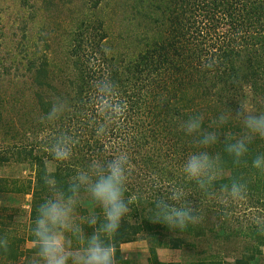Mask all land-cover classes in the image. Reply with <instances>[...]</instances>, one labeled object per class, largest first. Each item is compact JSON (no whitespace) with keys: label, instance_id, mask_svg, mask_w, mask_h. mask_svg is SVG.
Listing matches in <instances>:
<instances>
[{"label":"trees","instance_id":"16d2710c","mask_svg":"<svg viewBox=\"0 0 264 264\" xmlns=\"http://www.w3.org/2000/svg\"><path fill=\"white\" fill-rule=\"evenodd\" d=\"M106 8L118 13L117 32ZM61 51L71 63L65 68L50 57ZM101 82L111 83L112 91L101 92ZM54 101L63 111L49 121ZM241 106L264 113V0H0V166L26 162L34 172L0 176V193L32 197L26 235L7 232L0 214V235L10 240L0 262L39 264L31 227L49 195L41 181L45 172L66 186L93 160L105 163L126 153L125 195L137 199L111 241L117 264H132L121 244L140 238L148 242V257L137 264H264V232L254 223L264 216V170L252 167L264 153V139H253L239 162L224 151L226 135L244 133ZM221 114L228 122L207 149L183 131L194 115L212 130ZM101 126L108 142L97 135ZM63 134L72 137V155L58 161L50 146ZM199 150L218 156L221 166L206 192L182 173L186 157ZM138 165L152 174H137ZM233 179L246 184L243 199L232 200L222 187ZM176 185L184 186L185 202L199 216L183 232L154 222L152 212L153 199L167 198ZM208 215L214 219L207 222ZM82 227L86 236L94 232ZM210 237L219 245L215 250ZM27 241L32 245L24 248ZM160 248L184 249L187 257L162 260Z\"/></svg>","mask_w":264,"mask_h":264},{"label":"clouds","instance_id":"9594fccd","mask_svg":"<svg viewBox=\"0 0 264 264\" xmlns=\"http://www.w3.org/2000/svg\"><path fill=\"white\" fill-rule=\"evenodd\" d=\"M98 88L101 92L110 93L113 85L101 82ZM62 111L63 104L54 101L46 119L54 120ZM114 111L118 114L122 109L117 106ZM237 115L242 118L244 133L239 138L226 135L224 145V151L233 157L234 162H239L248 153L253 139H264V113H251L241 106ZM227 122L228 117L221 114L213 122L215 128L206 130L202 117L194 115L184 123L183 131L188 136L197 137L198 145L207 149L219 141L216 129ZM103 132V126L97 129V135ZM72 149V137L66 134L56 137L50 146L53 158L58 161L68 160ZM252 167L264 170V153L252 160ZM220 170L219 157L207 150L192 152L182 165L184 179L205 192L218 179ZM129 174L130 162L126 153L105 163L93 160L86 171H77L69 177L66 186H61L55 174L45 172L41 181L49 195L36 208L31 227L41 264H117L111 241L128 216L130 205L137 199L136 196L125 195ZM222 187L232 200L243 199L247 194L246 184L237 179ZM185 197L184 186L176 185L167 198L153 199L154 222L180 232L197 223L198 212L185 202ZM80 209H84L85 214L79 215ZM254 223L259 231L264 232V216L256 217ZM85 224L94 228L92 235H85L82 227ZM70 240L76 242V250H70ZM9 246V237L0 235V250H7Z\"/></svg>","mask_w":264,"mask_h":264},{"label":"rangeland","instance_id":"374dc122","mask_svg":"<svg viewBox=\"0 0 264 264\" xmlns=\"http://www.w3.org/2000/svg\"><path fill=\"white\" fill-rule=\"evenodd\" d=\"M105 13H107V19L110 20L111 22L113 21L112 29L114 30V32H117L120 26L116 22V20L119 19L117 11L116 13L109 12L106 8ZM61 42L63 44L64 40ZM50 57H54V59L57 61V64H61L64 68L66 67L67 63L71 64L66 59L64 51H61L60 53H56L55 55L50 53ZM246 96L248 98L247 99V103H248V100L250 99L251 96L249 90H246ZM103 139L105 142H108L109 138L108 139L103 138ZM113 143H115L114 139H113ZM0 149H2V146H0ZM54 164L55 163L48 160V165L50 169L54 167ZM138 167L139 165L137 166V168ZM139 168H141V170L138 169L137 174L139 173L143 175L152 174L149 172L150 170H148L149 173L146 174V171L142 167ZM33 173H34L33 169L29 166V163L26 162L11 163L0 166V176H10L13 178H27L29 176H33ZM31 198H32L31 194L0 193V214L3 216L4 222H6V224L8 223L6 225L7 229H5L7 232L12 233V229H14L18 235L21 234L26 235L27 229L25 227V224H27L30 221ZM10 214H12L13 216L12 218H8ZM205 219L208 220L207 222H209L210 220L214 219V217L208 215L207 217H205ZM207 239L211 242L214 241L212 237ZM203 240L204 239H202L201 241V246H206V241ZM31 245L32 242L27 241L23 244V247L26 248ZM212 246H214L212 249L215 250L217 248L216 246L219 245L217 241H214V244L212 242ZM76 249H77L76 244L74 243V241L70 240V250H76ZM121 250L124 256L131 258L130 260L132 261V264H137L140 263L141 261L146 262V259L148 257V242L145 239L140 238L136 241L123 243L121 244ZM184 251H185L184 249L179 250V249L160 248L158 250V253L160 259L162 260L180 261V260H185V258L187 257V254L184 253ZM224 252H226L223 253L226 259L233 260L234 256L231 255L230 251L225 250ZM24 259L22 258L20 261L16 262L15 264H27ZM0 264L2 263L0 262ZM39 264H41V261L39 262Z\"/></svg>","mask_w":264,"mask_h":264}]
</instances>
